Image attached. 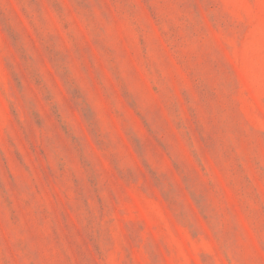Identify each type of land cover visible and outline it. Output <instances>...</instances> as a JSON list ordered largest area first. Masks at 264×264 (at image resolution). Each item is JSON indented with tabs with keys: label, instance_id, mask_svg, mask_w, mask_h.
I'll return each mask as SVG.
<instances>
[{
	"label": "rangeland",
	"instance_id": "obj_1",
	"mask_svg": "<svg viewBox=\"0 0 264 264\" xmlns=\"http://www.w3.org/2000/svg\"><path fill=\"white\" fill-rule=\"evenodd\" d=\"M0 264H264V0H0Z\"/></svg>",
	"mask_w": 264,
	"mask_h": 264
}]
</instances>
